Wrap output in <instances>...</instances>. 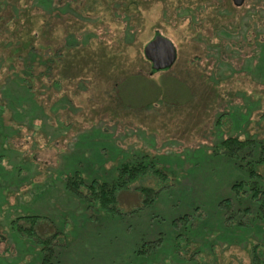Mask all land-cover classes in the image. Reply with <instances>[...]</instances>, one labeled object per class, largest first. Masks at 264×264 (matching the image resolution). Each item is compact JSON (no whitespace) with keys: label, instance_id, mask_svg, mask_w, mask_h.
<instances>
[{"label":"rangeland","instance_id":"1","mask_svg":"<svg viewBox=\"0 0 264 264\" xmlns=\"http://www.w3.org/2000/svg\"><path fill=\"white\" fill-rule=\"evenodd\" d=\"M4 2L0 264H42L49 246L53 264H249L264 221L222 203L248 172L219 142L264 138V0ZM159 33L177 59L152 72L144 47ZM29 52L54 60L33 90L18 74ZM136 161L167 176L121 190L117 212L66 188L67 176L110 182ZM141 187L160 190L145 203Z\"/></svg>","mask_w":264,"mask_h":264},{"label":"trees","instance_id":"2","mask_svg":"<svg viewBox=\"0 0 264 264\" xmlns=\"http://www.w3.org/2000/svg\"><path fill=\"white\" fill-rule=\"evenodd\" d=\"M7 2L0 0V12L1 7ZM7 6V5H6ZM12 11L18 14L19 9L13 5ZM34 49V48H32ZM59 57L60 52L56 53ZM31 52L26 56H21L19 59L22 62V71L18 74L23 86L27 90H33V79L38 82H42L44 77L51 78L53 76V61L52 58H32ZM43 86V84H42ZM220 150L234 160L238 166L245 169L248 172V179L241 178L232 183L231 189L234 191L235 199L226 198L222 200L224 206L231 209L233 204L236 203L246 212L254 211L255 222L264 221V173L259 171V167L264 168V138L249 136L246 138H240L235 135L228 136L221 139L219 142ZM249 157V158H248ZM118 174L114 181H100L93 179L90 182H86L82 175L75 174L66 177V188L75 197L84 198L89 207L93 205L100 206L107 212L114 213L119 211L116 207L118 193L131 186L140 177L153 174L158 180L166 178V173L157 168L154 163L145 164L143 161H136L132 164L126 163L118 167ZM141 192L145 194V203L153 200L152 195H156L158 191L150 187H141ZM151 195V196H150ZM150 196V198L148 197ZM28 219L32 220V226H30V236L39 238L40 242H43V248L46 250L45 243L51 245L49 238L39 237L35 232V224L39 219L38 215H26ZM159 240V239H158ZM150 241L148 247H153L159 242ZM50 252H45L42 264H53L52 247ZM48 247V248H49ZM249 264H264V242H257L252 245L250 250V262Z\"/></svg>","mask_w":264,"mask_h":264},{"label":"water","instance_id":"3","mask_svg":"<svg viewBox=\"0 0 264 264\" xmlns=\"http://www.w3.org/2000/svg\"><path fill=\"white\" fill-rule=\"evenodd\" d=\"M234 5L241 6L245 0H232ZM144 55L152 64V72L171 67L177 59V50L173 42L157 34L144 47Z\"/></svg>","mask_w":264,"mask_h":264}]
</instances>
